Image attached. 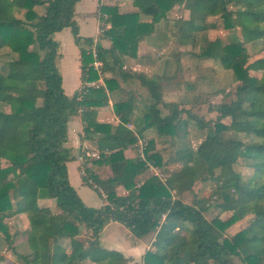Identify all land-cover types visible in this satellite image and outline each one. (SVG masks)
<instances>
[{
	"label": "trees",
	"instance_id": "trees-1",
	"mask_svg": "<svg viewBox=\"0 0 264 264\" xmlns=\"http://www.w3.org/2000/svg\"><path fill=\"white\" fill-rule=\"evenodd\" d=\"M77 2L0 0V238L12 264H135L100 247L99 233L110 222L137 239L152 235L141 264H234V257L242 264L264 263V57L249 63L237 39L207 43L198 56L217 60L238 85L228 103L211 108L215 123L197 147L177 150L175 159L166 161L151 139L144 162L126 158L124 152L135 138L124 125L132 124L140 136L152 130L156 138L172 144L182 139L177 132L182 118L195 117L176 103L162 101L163 78L122 70L124 59L137 58L138 43L175 4H184L197 20H221L224 31L240 28L254 41L264 39V0H131L136 12L127 14L101 5L98 11L105 19L100 20L109 27L101 38L109 47L95 45L99 75L91 67V39L78 37L73 18ZM141 16L149 22H141ZM193 20L185 22L189 31L205 30ZM66 28L79 49L80 64L81 88L70 97L61 87L53 40ZM250 70L260 77L250 76ZM99 77L102 85L85 87ZM117 79L139 81L147 99L122 90ZM116 91L122 98L112 104V112L119 124L97 123V111L108 106V96ZM73 116L79 117L84 139L99 153L98 160L83 165L80 175L83 186L104 196L98 208L85 206L67 180L66 163L73 158L64 145ZM196 125L202 128L200 121ZM228 131L254 141L224 138ZM146 162L160 169L163 181L146 173ZM237 163L252 170L250 179L234 171ZM96 166L106 167L109 176L100 178L91 170ZM207 182L212 190L205 199L217 201L210 220L204 217V202L197 199ZM117 189L125 194L118 195ZM183 194L190 195L191 203L182 201ZM38 199L52 200L54 211L39 207ZM20 216L28 225L23 231L14 230L21 226ZM247 216L245 227L226 237ZM16 241L25 243L27 255L15 252Z\"/></svg>",
	"mask_w": 264,
	"mask_h": 264
},
{
	"label": "rangeland",
	"instance_id": "rangeland-1",
	"mask_svg": "<svg viewBox=\"0 0 264 264\" xmlns=\"http://www.w3.org/2000/svg\"><path fill=\"white\" fill-rule=\"evenodd\" d=\"M86 3L87 0H85V6ZM105 3L106 2L103 0H97L96 13L99 23L97 30L98 37H101L103 32L109 28L107 24H105L103 21L101 22V16L98 11L99 7L101 5H105ZM174 6L177 7L175 12L168 15V17H170V19L173 18V20L164 18V24H161L157 29L155 28L156 25H154L153 31L150 34V37L153 39L151 44L148 43L147 48L142 49L140 52L145 53L143 54L144 56L146 55L145 57H151L150 55H152L155 60L157 58L160 63L163 62L164 65H166L164 66L163 72H158L156 77L159 76V78H163V80H160V83H162V86L167 93L171 92V90H178L174 100L179 101L178 105L180 108L187 110L190 115L195 117V119L191 121H187L185 118H182L177 130L179 136L182 137V139H179V142L171 141V144L170 140L157 139L156 144L154 143V149L156 152L161 154L162 161L175 159V157L178 155L176 154L177 150H194L204 139L205 135L207 134V130H210L213 123H215L214 121L217 114L215 112H211V108L215 107L218 103H228L233 97V91L235 87L238 85V83L233 80L231 73L224 71L218 64L217 60L210 57L201 58L198 56L202 49L206 47L207 43L218 39L220 44L224 45L233 39H237V41L244 47L246 54L249 56V63L264 57V39L252 41L240 28L232 31H224L221 26V20L207 16L202 21H200L199 19H195L197 18V14L196 16L195 14L192 16L184 4H175ZM191 17H194L193 24L195 26L204 25L206 27L205 30L189 31V28L186 27L185 22L189 21ZM105 25L107 26L105 27ZM179 25H183L181 27V31L178 30ZM96 37L94 39L95 43H97ZM91 50L92 46L89 48V51ZM61 53L62 55H65L67 61L71 63L73 60L71 49L67 46L65 48L63 47L61 49ZM2 58H4V56H2ZM67 67V64L61 65L62 70H65ZM147 74L150 75L149 77H153V75L151 76V74ZM259 74V72L254 70L249 71V75L256 78L260 77ZM72 81L73 79L69 80L70 83ZM133 84L138 88L140 87V89L142 88L139 84V81L137 80ZM96 85H102V83L98 82ZM142 89L144 90V93L141 92V97L147 99V92L144 88ZM165 98L169 101L167 103H172L170 101H173L171 100L173 98L170 99L169 94ZM3 110L7 111V108L4 107ZM162 114H166V112H163ZM197 121H200L202 128L198 127L199 125H196ZM223 123L227 124L228 120H224ZM152 133L154 136H156L154 131H152ZM222 135L224 138H235L236 140L242 142H248L250 140L254 141V139L251 137H248L244 134H236L233 131L224 132ZM88 152L91 153L96 151L89 150ZM77 156L78 159L81 158V162L78 161L80 172V170H84L83 165L85 163L90 164L92 160L84 158V152H79ZM131 157H136L138 160H141L138 157L137 151L135 149L133 153H131ZM2 165H4V163H2ZM169 165L171 169L175 168V165L171 164V162ZM98 168L99 166H96L95 168L92 167L91 170L94 172L98 170L99 176H103V178L109 176V171L106 167L101 166V170ZM146 169H148V167H146ZM233 169L241 176L243 180L250 179L252 175V170L248 169V167H244L241 163L235 164ZM154 171L156 172L157 177L163 181V176L160 172V169L155 168ZM150 173H153V171L150 170ZM81 176H84V172ZM211 185L212 184L207 182L197 197V199L200 198L202 199V202H204L206 207L204 217L207 220L213 218L216 213L215 205L217 201L214 200L215 198L210 197L208 200L205 199L212 190ZM88 193L85 197V205L92 208L98 207L100 200L95 192L90 191ZM118 194H121L120 189ZM182 201L186 204L191 203L190 195L183 194ZM20 218L22 219V222L23 220L25 221L23 216H20ZM247 218L248 216L227 230L225 233L226 237L232 236L245 227ZM103 233L102 239L107 233H113L116 239L124 240L125 242L131 241L133 243H137L138 241L137 238L132 237L127 232V230L118 224H110ZM85 235L86 233L84 231L80 232V236H83V238ZM152 240V235H147L140 239V241L146 244ZM9 261H13V259L8 255L6 241L0 238V264H9ZM232 261L234 264H242L241 261H239V259L236 257L232 258Z\"/></svg>",
	"mask_w": 264,
	"mask_h": 264
},
{
	"label": "crops",
	"instance_id": "crops-1",
	"mask_svg": "<svg viewBox=\"0 0 264 264\" xmlns=\"http://www.w3.org/2000/svg\"><path fill=\"white\" fill-rule=\"evenodd\" d=\"M105 1V5H111L117 9V11L120 14H127V13H135L136 9H134L131 5V0H103ZM96 6H97V0H87L86 6H85V0H78V2L74 6V21L77 26V32H78V37L81 39H91L94 40L95 37L97 39V43L99 44L102 48L107 49L109 47V42L106 40H103L101 37H98L97 30H98V16L96 13ZM177 7L173 6L166 14L165 18L170 19L168 15L173 14L175 12ZM141 22H149L148 18L145 17H139ZM165 19V20H166ZM170 20H173L170 19ZM164 19L160 20L158 23H156L155 28H159L161 24H164ZM172 22V21H171ZM107 25H105L106 27ZM53 40L57 43V59H56V67L59 72V75L61 77V87L63 89L64 94L67 97H70L72 94L77 92L81 88V84L79 81V49L77 46H75L73 42L72 35L70 33L69 29H63L58 33H55L53 35ZM152 37H146L143 38L139 43V47L137 50V58L136 59H124V64H123V71L129 72L131 75H145L146 77H149L147 73L151 74V76H156L158 72H163L164 70V63L159 62L156 58L152 57H145L143 54L145 53H140L142 49L147 48V44L152 41ZM68 47L71 49L72 52V58L73 60L71 63H69L66 59L65 55H62L61 49L64 47ZM157 61V62H155ZM67 64L68 67L65 68V70L61 69V65ZM70 64V65H69ZM162 76V75H161ZM159 77V76H158ZM73 79V81L70 83L69 80ZM118 85L122 90L125 91H131L134 96L141 97V92L144 93V90L138 88L135 86L133 83L136 80H127L126 82H122L118 80ZM98 82H101V79L99 77ZM102 83V82H101ZM67 86V89H66ZM178 90H171V92L167 93L166 90L162 86V101L164 103L169 102L166 100V96L169 94V98H173L170 101L172 103L179 104V101H175L174 97H176ZM121 95L119 91H116L112 93L111 95L108 96V106L103 109H99L96 113L95 120L99 124H107L110 126H115L116 124H119L118 118L115 117V115L112 112V104L119 102L121 100ZM143 98V97H142ZM128 126V131H130L133 135L134 138H143L145 140H154L155 144L158 138H156L152 131L147 130L145 131L141 136L137 134L135 131L134 127L132 124H126L124 127ZM82 124L79 120L78 116H73L69 118L67 122V139L65 143V148L69 150V153L71 157L73 158V161H70L66 163V172H67V180L69 185L74 189L75 193L79 197V199L82 201V203L85 205V197L88 192H92L91 189L88 187H85L81 184L80 180V174H79V163H78V154L79 152H88L89 150H95V147L90 140H85L84 135L82 132ZM134 149L131 146L130 149L124 152V156L126 158H131V153H133ZM101 170L102 168H98ZM106 169V168H105ZM146 173L153 175V173H150L148 169H146ZM95 174L99 176L98 170L95 171ZM100 178H103V176H99ZM90 190V191H89ZM121 190V194H118L119 189H117L116 193L118 195H123L125 192ZM89 194V193H88ZM96 194V193H95ZM98 197V196H97ZM99 198V197H98ZM100 203L98 207L102 206L104 204L103 198H99ZM37 205L39 207H45L48 208L51 211H54V203L52 200L48 199H38L37 200ZM86 206V205H85ZM96 207V208H98ZM21 226L19 228H14V230H26L28 228L27 222L19 217ZM110 224H116V223H108L103 227V229L99 233V244L100 247L104 250L107 251H113L119 253L123 258L127 259L128 262L130 263H135V264H140L142 257L144 253L148 250L150 242L149 241L147 244L140 241L138 239L137 243H133L131 241L125 242L124 240H119L116 239L113 235V233H107L105 237H103V232L108 228ZM18 230V231H19ZM12 231V230H11ZM10 231V233H11ZM128 232V231H127ZM13 249L17 254L20 255H27L29 250L26 247L24 242L21 241H16L13 244ZM9 255V254H8ZM10 256V255H9ZM13 261H9V264H12ZM81 264H92L89 262H82Z\"/></svg>",
	"mask_w": 264,
	"mask_h": 264
},
{
	"label": "built area",
	"instance_id": "built-area-1",
	"mask_svg": "<svg viewBox=\"0 0 264 264\" xmlns=\"http://www.w3.org/2000/svg\"><path fill=\"white\" fill-rule=\"evenodd\" d=\"M100 18H101V19H105V16H101ZM101 22H102V21H101ZM101 25H102V23H101ZM101 32H102V31H101ZM95 45H96L95 40H92V44H91V46H92V50L90 51V54H91V56H92L93 62L91 63V67H92V69L97 73V75H99V71H98L99 64H98V62L95 60V53H94ZM85 87H96V83H93V82H91V83H87V84L85 85ZM125 128H126L127 130H129V129H128V126H126ZM132 147H133V149H135V150L137 151L138 157L141 159L140 161H143V162H144V161H145V160H144V157H145L144 152H145V149H146V147H147V140H145V139H143V138H135V142H134V144L132 145ZM102 153H103V154H107L108 152H107V151H103ZM84 158L89 159V160H92V161H94V160H98V159H99V153H98V152H91V153H89V152H84ZM78 161L81 162V158H79ZM145 166L148 167V170H149V171L152 170L154 176L157 177V174H156V172L154 171V169H155L156 167H153L150 163H147V162L145 163ZM79 174H80V175H83V170H80ZM157 178H158V177H157Z\"/></svg>",
	"mask_w": 264,
	"mask_h": 264
}]
</instances>
